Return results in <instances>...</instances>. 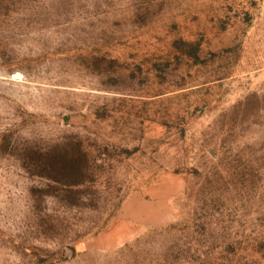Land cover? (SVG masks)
I'll use <instances>...</instances> for the list:
<instances>
[{
	"label": "rangeland",
	"instance_id": "1",
	"mask_svg": "<svg viewBox=\"0 0 264 264\" xmlns=\"http://www.w3.org/2000/svg\"><path fill=\"white\" fill-rule=\"evenodd\" d=\"M0 264H264V0H0Z\"/></svg>",
	"mask_w": 264,
	"mask_h": 264
},
{
	"label": "crops",
	"instance_id": "2",
	"mask_svg": "<svg viewBox=\"0 0 264 264\" xmlns=\"http://www.w3.org/2000/svg\"><path fill=\"white\" fill-rule=\"evenodd\" d=\"M181 187L176 177L164 176L160 181L146 187L141 194L128 199L117 219V231L111 235L112 241H127L138 236L145 227L158 226L170 221L172 199Z\"/></svg>",
	"mask_w": 264,
	"mask_h": 264
}]
</instances>
